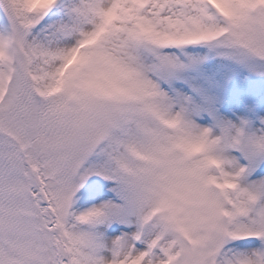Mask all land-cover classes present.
<instances>
[{
    "label": "snow or ice",
    "instance_id": "6c2138e0",
    "mask_svg": "<svg viewBox=\"0 0 264 264\" xmlns=\"http://www.w3.org/2000/svg\"><path fill=\"white\" fill-rule=\"evenodd\" d=\"M0 264H264V0H0Z\"/></svg>",
    "mask_w": 264,
    "mask_h": 264
}]
</instances>
